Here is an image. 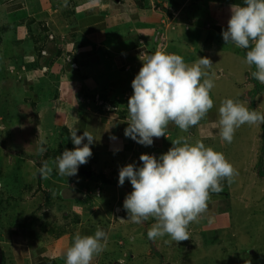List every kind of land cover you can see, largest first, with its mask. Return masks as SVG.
Here are the masks:
<instances>
[{
	"label": "crops",
	"instance_id": "1",
	"mask_svg": "<svg viewBox=\"0 0 264 264\" xmlns=\"http://www.w3.org/2000/svg\"><path fill=\"white\" fill-rule=\"evenodd\" d=\"M140 1L0 0V99L3 91L8 96L7 90H11L8 99L15 101L8 107H4L6 102L0 104V264H66V252L75 236L94 235L97 228L108 239L92 264L150 260L147 232L156 221L152 217L140 224L120 221L128 219L123 202L133 189L128 180L118 186L119 169L130 163L142 167V154L158 159L180 137L223 153L240 170L228 158V150H237L238 143H227L220 136V104L215 102V93H211L212 109L187 131L170 122L166 137H153L151 146L125 137L131 82L146 56L161 50L180 55L189 65L207 57L212 62L206 69L209 78L221 81L227 66L218 65L234 52L232 43L226 44L220 33L207 49L204 35L187 30L189 25L163 10L168 9L169 1H157L163 8L149 0L140 5ZM183 1L176 3L183 7ZM231 6L210 3V15L218 26L227 28ZM116 104L114 109L109 107ZM71 130H78L77 136L89 132L95 140L90 145L92 156L80 167L92 176L104 175L112 184L93 182L92 176L59 174L53 152L75 147ZM250 140L260 141V136ZM87 142L85 138L82 144ZM35 150L39 153L31 155ZM45 162L52 172L42 178L39 169ZM249 164L245 162V168ZM255 164L256 160L252 167ZM18 172L29 178L27 188H12L10 181L18 180ZM221 184L222 191L210 193L207 211L189 224V235L232 229L231 210L223 203L231 197V186L243 189V184L227 179ZM65 189L80 192L83 198H63ZM46 192L50 201L44 203L42 194ZM35 215L49 224H38L32 220ZM62 215L67 221L64 225L60 224Z\"/></svg>",
	"mask_w": 264,
	"mask_h": 264
},
{
	"label": "clouds",
	"instance_id": "2",
	"mask_svg": "<svg viewBox=\"0 0 264 264\" xmlns=\"http://www.w3.org/2000/svg\"><path fill=\"white\" fill-rule=\"evenodd\" d=\"M244 5L231 6L227 29L221 35L226 44L251 49L245 62L256 68L252 78L264 84V0H244ZM141 61L142 67L131 82L133 94L127 103L125 137L151 146L153 137H166L170 122L187 131L212 109L210 91L215 85L206 71L212 66L209 58H198L189 65L180 55L157 50ZM219 114L220 136L227 143L232 142L236 129L245 123L264 125V113L233 99L221 102ZM77 132L71 130L75 147L65 149L56 158L60 175H77L79 166L88 163L92 156L90 145L94 138L89 132L82 136H77ZM85 138L88 142L82 144ZM172 145L158 159L142 154V167L130 163L119 169L118 186L128 180L133 189L123 202L128 219L120 221L140 224L154 218L156 222L147 232L150 240L165 235L177 242L189 240L188 226L207 211L210 193L222 191L221 181L227 179L230 183L237 175L223 153L200 141L193 145L180 137ZM39 172L47 178L52 168L45 162ZM107 239V233L100 228L94 235L77 234L66 252V264H92L93 258L105 250Z\"/></svg>",
	"mask_w": 264,
	"mask_h": 264
},
{
	"label": "rangeland",
	"instance_id": "3",
	"mask_svg": "<svg viewBox=\"0 0 264 264\" xmlns=\"http://www.w3.org/2000/svg\"><path fill=\"white\" fill-rule=\"evenodd\" d=\"M151 1L155 2V4L158 3V0H149L150 4ZM167 1H169L168 9L163 8L162 4L157 5L161 6L164 11L170 12L174 16L177 15L176 20L189 25L187 30L191 31L190 29H193L194 33L198 32L204 35L207 49L214 45L215 36L219 32L212 26L213 21L209 12L210 3L208 4L207 0H184L182 3L183 7L181 4L176 3L178 0ZM146 2V0H141L140 5ZM169 3L172 5H170V8ZM221 45L225 46L224 43H221ZM232 45L234 52L231 55H227L228 59L225 63L218 65L229 68L226 67L223 70L224 76L221 81L214 80L217 85L211 89L210 97L215 93V102L220 104V107L221 102L228 97V99L243 102L245 107L264 113V92L254 95L255 91L261 92V90L252 83L251 73L253 66L245 62L246 59L241 54V48L237 47L235 49L234 44ZM235 51L237 52L236 54ZM228 71L232 72V75ZM217 74L218 72L216 71ZM246 75L247 80L245 83ZM7 91L8 96L11 98V90ZM2 93L1 97L3 99H0V104L6 102L4 107H8L15 103L14 100L8 99L4 91ZM16 102L19 104L18 101ZM32 107L31 105L28 109H32ZM109 107L114 109L117 104L109 105ZM117 112L119 113L120 110ZM263 126L245 123L237 128L232 142L238 143L239 146L237 150H228V158L240 169L236 170L237 175L232 178V184L236 180L241 183L240 185L243 184V189L236 187V184L233 185L234 189L231 186V197L223 203L226 209L229 208L231 210L232 229L218 234H199V238L190 234L189 240L181 242L172 240L170 236L159 237L155 240L149 239L150 252L147 256L151 259H137V264H264V176H261L262 168L264 170ZM255 135L260 136V141L254 142L250 140ZM253 146L256 148L251 150ZM231 147L229 145V148ZM251 152L255 155L252 156ZM36 153L38 154L39 150H35L31 155L36 156ZM251 159L252 163H250ZM254 160H256V164L252 167ZM245 162L250 163L246 168ZM23 175L21 172L15 175L18 180L13 179L10 181L12 188L22 189L24 186L27 188L26 182L29 181V178H23ZM31 185L32 188L35 187L33 184ZM13 193H15V190H13ZM223 194L227 195V192L225 191ZM42 195L45 200L44 203L50 201L48 192ZM3 203L5 204V201H1V205ZM210 213L212 214V212ZM34 218L38 224L44 222L49 224L47 219L37 218L36 215L32 217V220ZM65 223L67 221L62 215L60 224L64 225Z\"/></svg>",
	"mask_w": 264,
	"mask_h": 264
},
{
	"label": "trees",
	"instance_id": "4",
	"mask_svg": "<svg viewBox=\"0 0 264 264\" xmlns=\"http://www.w3.org/2000/svg\"><path fill=\"white\" fill-rule=\"evenodd\" d=\"M207 3L208 4L209 3H215V4H218V5H234V4H238L240 6H245L244 5V0H207ZM211 18H212V21H213L212 26L217 32H219L221 34L222 30H226L227 29L226 27L218 26L216 21H215V19L212 17V15H211ZM241 50H242V52H241L242 56L246 59V53H247V51H249L251 49L250 48L249 49H242L241 48ZM252 66H253V71L252 72L256 71L255 66L254 65H252ZM251 80H252V83H254L256 85V87H258L261 90V92L255 91L254 95H256L258 93H263L264 92V85L262 86V84L259 81L255 80L254 78H251ZM262 129H263V133H264V126H263ZM63 147H64V145H63ZM63 149H65V148H63ZM62 152H63V150L61 152H58V151L53 152L54 153L53 157L57 158L60 154H62ZM77 175H80L81 177H84L83 175H81L79 173H77ZM261 176L262 177L264 176L263 168L261 170ZM91 180L93 182H96V183L112 184V181L106 179V177L104 175H101V174H95L94 173L92 178H91Z\"/></svg>",
	"mask_w": 264,
	"mask_h": 264
},
{
	"label": "water",
	"instance_id": "5",
	"mask_svg": "<svg viewBox=\"0 0 264 264\" xmlns=\"http://www.w3.org/2000/svg\"><path fill=\"white\" fill-rule=\"evenodd\" d=\"M78 173L90 178L92 176V172L83 169L82 167L79 166L78 168ZM63 198L69 199V200H79L83 198V194L80 192H77L75 190L72 189H65L62 191L61 193Z\"/></svg>",
	"mask_w": 264,
	"mask_h": 264
}]
</instances>
